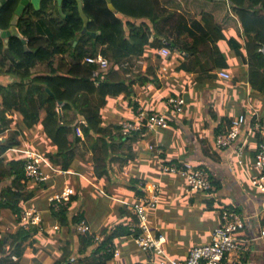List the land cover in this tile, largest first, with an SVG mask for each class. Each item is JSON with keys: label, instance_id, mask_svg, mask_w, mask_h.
Returning <instances> with one entry per match:
<instances>
[{"label": "trees", "instance_id": "obj_1", "mask_svg": "<svg viewBox=\"0 0 264 264\" xmlns=\"http://www.w3.org/2000/svg\"><path fill=\"white\" fill-rule=\"evenodd\" d=\"M18 1L12 0L0 8V29L8 30L11 27ZM52 1L44 0L39 11L30 5L19 18L17 28L25 43L18 37L10 38L9 50L13 58L5 55L4 42L0 37V78L6 80L8 77V82L0 81V138L9 132V136L0 141V220L3 211H8L13 217L11 231H0V264H23L27 250L42 243L50 235L47 233L46 219L43 220L46 232L36 227L27 231L19 224L26 204L36 197V189H30V181L26 180V155L18 152L23 148V141L19 140L21 133L18 130L12 131L15 120L8 117L18 118L20 124L16 126L24 132L38 126L42 128L46 142L53 148L51 153L41 152L45 164L50 163L62 171L71 170L78 158L77 147L85 143L92 153L95 178L109 180L112 163L123 160L121 151L128 140L121 136L120 125H112L111 128L104 126L101 111L110 100L132 94L133 82L143 72L138 69L137 73H132L125 68L131 58L144 56L148 48L157 51L162 48L172 51L177 49V46L171 48V45L162 44L158 38L150 43L151 33L147 25H135L132 22L149 19L155 24L156 21L151 17L156 14V0H112L116 12L109 8L106 0H82L84 13L89 19L85 33L84 21L76 1H64L62 14L56 2ZM227 1L240 23L244 37V44L234 41V50L240 65L248 66L246 83L252 92L264 99V0ZM195 28L200 34H194L193 44L185 48L187 55L196 56L212 44V71L229 70L227 59L218 48L219 41L225 38L223 27L209 14H203ZM74 42L77 44L74 45ZM98 54L109 60L108 69L84 62L85 58L96 57ZM40 66H45L46 71H36ZM151 116L148 114L145 117L144 125L148 124ZM234 118L219 121L215 130V148L224 151L236 147L237 155L241 151L242 158L249 156L254 163L257 151L264 142L261 133L252 132L247 140H241L240 135L229 147L219 148L216 145L217 137L230 128ZM258 121L253 116L251 124ZM172 122L169 117L166 128ZM259 122L264 128V120ZM79 129L85 140L78 136ZM15 149L17 151L12 152ZM10 151L11 155L8 154ZM46 184H38V191L47 189ZM136 184L137 181L131 183L133 191L145 197L142 188L139 184L136 187ZM78 200L79 197L74 196L67 207H61L56 212L49 206V221L59 224L64 232L61 237L67 238L61 244L59 258L52 264H119L108 247L119 238L132 236L128 224L114 228L113 232L108 228L102 229L98 233L99 239H96L97 235L92 231L80 234L76 227L85 220V215H70L71 204ZM74 242L77 244L76 251L73 248ZM14 257L17 259L13 260Z\"/></svg>", "mask_w": 264, "mask_h": 264}, {"label": "crops", "instance_id": "obj_2", "mask_svg": "<svg viewBox=\"0 0 264 264\" xmlns=\"http://www.w3.org/2000/svg\"><path fill=\"white\" fill-rule=\"evenodd\" d=\"M156 2V14H152L153 18L151 17L156 21L155 24L149 19H137L132 22L135 25L141 23L147 25L148 32L151 33L150 43L158 38L162 44L171 45V48L177 46V49L174 51L168 49L170 52L168 58L161 57L159 51L153 48H148L144 56L131 58L125 68L132 73H137L140 69L143 73L133 82L130 96L110 100L108 106L101 111V119L106 127H110V124L118 125V122H121L119 124L122 127L138 116L145 118L148 114L159 113L166 114L173 122L169 128H160L157 131L140 128L137 131L124 132L122 128L120 134L128 141L126 148L121 151L123 160L119 159L118 162L128 163L123 172L128 176V184L117 189L120 197L111 196L101 190V187L97 186L101 184V180L97 179L98 184L91 183V180L78 170L74 172L76 162L68 171L52 167L50 163L44 164L43 171L49 176L45 183L48 185L55 177L74 174L81 178V182L82 179L88 180L98 196L100 195V199L107 203L109 200H117L116 211L110 215L111 221H114L113 225L104 226L107 221L105 220L107 210L96 223L98 229L108 228L112 231L125 223L128 224L129 230L130 225L138 224L132 206L143 196L137 195L131 185L132 182L137 181L135 186L139 184L145 197H152L155 193L158 198V207L148 212L149 224L151 223L149 228L157 236L165 238L163 244L165 255L180 262L187 259L191 248L211 241L212 234L222 223L223 210H234L241 215L243 225L236 234L241 250L238 254H233L231 259L238 261L239 264H264V193L256 189L250 180L258 175L259 171L254 167L253 160L249 156L243 158V164L239 166L236 147L218 151L214 140L216 127L221 119L236 118L240 114L246 115L248 122L242 127L241 140L250 138L253 127L256 124L262 127L259 121L264 120V99L258 93L252 92L245 80L248 66L236 68L239 60L234 47L237 41L244 42L240 23L233 15L230 2L227 0L216 2L156 0ZM203 14H209L223 27L225 38L219 41L218 48L230 66L227 71L233 73L237 69L240 72L233 77L230 86L227 81L218 78L216 73L219 70H216V73L212 71L214 66V61L211 59L212 44L206 49L203 47L206 51L201 50L202 52L196 56H188L185 51L188 45L193 44L194 34H200L195 26L199 25ZM7 78L3 80L1 77L0 81L8 82ZM239 94L240 98H243L241 101L238 99ZM175 96L186 100L183 115H173L168 112L167 99ZM253 116L259 120L256 124H251ZM8 118L15 120L12 131L18 130L21 133L19 140L23 141V148L18 152L25 154L30 150L41 155L38 150L40 148L35 149L33 143L38 145V139L44 137L42 128L38 126L34 130L24 132L16 126L20 124L18 118L15 116ZM143 130H146L145 133ZM78 132H81V135L78 134L81 139L85 140L83 132L80 129ZM35 133L39 136L33 138ZM8 136L7 132L0 141ZM26 136L30 137L33 143L25 141ZM197 137L200 141L196 140ZM190 141L198 142L199 152L189 148ZM195 147L197 148L196 145ZM14 151L17 149L12 152ZM150 151H155L156 154ZM12 152L8 154L11 155ZM170 161L176 162L169 164ZM184 162H192L204 166V169L207 168L213 183L216 184H212L215 189L205 194L191 192L186 179L165 170L167 166ZM38 184L29 183L30 189H36V197L29 202L31 205L26 204V207L40 210L43 220H48L49 214L46 216V213L49 212V199L53 194L46 197V202L45 200L40 202V195L47 193L48 188L38 191ZM67 187L70 186H65L60 193ZM74 196H77L76 192ZM94 199L98 201L97 197ZM75 203H72L71 207ZM126 212L130 215L128 216V213L126 215ZM81 213L88 219L86 212ZM0 221H4V217H1ZM11 229L12 227L8 228L9 231ZM98 229H94V232H99ZM97 236L100 237L98 234ZM108 249L109 252L110 249L120 251L118 258L113 256L119 264H157L150 261L149 256L137 246L133 234L129 238L115 240Z\"/></svg>", "mask_w": 264, "mask_h": 264}, {"label": "built area", "instance_id": "obj_3", "mask_svg": "<svg viewBox=\"0 0 264 264\" xmlns=\"http://www.w3.org/2000/svg\"><path fill=\"white\" fill-rule=\"evenodd\" d=\"M158 54L163 58H168L170 52L168 49L162 48ZM84 62L96 65L105 70L109 68V60L101 54H98L96 57L89 56L85 58ZM216 75L221 80L230 81L232 79L231 73L226 70H219ZM101 79H103V77H101ZM168 105L172 106L176 112H181L185 105V100L183 98H171L168 101ZM168 118L169 117H167L166 114L155 113L149 119L148 124L144 125L143 120H145V118L141 116L139 122H127L122 128L124 132L137 131L140 128H146L148 131H157L160 128L164 129L168 126ZM245 123L246 116L244 115L234 118L231 122L230 128L217 137L216 145L219 148H223L229 147L236 142L242 133V127ZM252 132L261 133L264 136V128L257 124ZM79 135H81V132H79ZM257 152L254 167L259 171V174L252 178V184L256 189L264 193V142L260 145ZM25 155L26 164L24 169L26 180L39 184L46 182L49 179V176L42 170L45 164L44 157L35 152H31L30 150L26 151ZM237 157L238 162L243 164L241 151H238ZM165 170L186 179L189 191H212L211 180L204 168H198L190 162H184L182 164H172L167 166L165 167ZM74 195V189L67 187L63 192L50 197L49 206L55 209V211H59L61 207H67L71 203ZM157 207L158 198L155 193L152 197L138 199V201L132 206L138 224L130 225V230L134 234L137 246L149 256L150 261H154L157 264H239L238 261H233L231 259L233 254H238L241 250L236 238V233L243 225V220L239 213L234 210L225 209L221 216L222 223L212 234L211 241L206 245L193 247L187 259L184 262H180L176 259L168 258L167 255H165L166 253L163 248L165 238L163 236L155 238L151 234V229L148 225V212ZM19 224L27 231L33 227L42 231L44 228L42 212L33 207H25L21 213ZM77 229L84 233L87 231V229L81 224L78 225ZM54 230H59V227L54 226ZM96 239H99V237L96 236ZM110 252L113 253L115 258L120 256L119 250L110 249Z\"/></svg>", "mask_w": 264, "mask_h": 264}, {"label": "rangeland", "instance_id": "obj_4", "mask_svg": "<svg viewBox=\"0 0 264 264\" xmlns=\"http://www.w3.org/2000/svg\"><path fill=\"white\" fill-rule=\"evenodd\" d=\"M241 43L244 44L243 41H241ZM237 63L238 64H237L236 68L244 67V66L240 65L239 61ZM36 71H38V72L46 71L45 66L38 67L36 69ZM239 74H240V72L237 69L234 70L233 73H231L232 79L230 81H227L229 86L231 85V82L233 81V77H236ZM171 98L181 99L183 97H170L167 99V103ZM183 99L185 100V98H183ZM238 99L240 101L243 99V98H240V94L238 95ZM185 104H186V100H185ZM184 107H185V105L183 106V109L181 112H176L172 108V106H169L167 104L168 112H171V114H173V115L182 114L183 111L185 112ZM71 116L73 118V114H71ZM140 118H141V116H138V118L135 119V121L139 122L141 120ZM109 121H110V118L108 120V123H109ZM112 123H116V122L112 121ZM119 123H121V122H118L117 124L120 125ZM112 125H114V124H110V127H108V128H111ZM122 127H123V125H122ZM35 136H39V135L37 133H35L33 138H35ZM31 140L32 139H30V137L26 136L25 141H28L29 143H33ZM196 140L200 141V139L198 137ZM188 144H189V148L191 150H193L194 152L195 151L199 152V144L197 141H195V143L190 141V143H188ZM33 145H34L35 149L40 148V149H38L40 152L46 151V152L51 153L53 151V148H51V145L46 142V139L44 137L40 140L38 139V145H36V143H33ZM195 145L197 146V148L195 147ZM90 152L91 151L88 149V147L85 143H83L82 145H79L77 147V154H78L77 156L79 158H77L76 167H74L73 171L75 172L78 170L79 172L83 173L87 178H89L91 180V183L98 184L99 182H97V179H93V178H95V175L92 173L93 172L92 171L93 168L91 165L92 164V156H91ZM150 152L153 153L154 155L156 154L155 151H153V152L150 151ZM242 160H243V158H242ZM237 163L239 166H242L238 161H237ZM112 164L113 165L111 168V175H110L109 181L101 180V184L100 185L98 184L97 186L101 187V190H104V192L106 194H110L111 196H114V197H120L121 195H118L117 189L120 187H125L128 184V176L123 174L124 167H126L128 163L114 162L113 161ZM192 164L195 166H200V165H196L194 163H192ZM201 167L205 168L204 166H201ZM204 170L208 173L209 178L211 180V183L213 184V181L210 177V173L208 172L207 168ZM250 180L252 183V179H250ZM82 181L85 183L81 182V178L77 177L74 174H70L67 176H61V177H55L47 185L48 192L40 195L41 196L40 202L44 201V200L46 202V197H48L49 194L55 195L57 193H60V191L63 190V188L65 186L72 187L75 190L76 195L79 196V200L70 208V215L73 216V215L79 214L81 212H86V214L88 216V219L85 218V219H87V220H85L86 222L82 221L80 223L81 225H83L87 229V231L85 233L78 231L77 228H78V225H80V224L77 225L76 231L80 234H86V233L92 231L91 233L97 235L101 230L97 228L98 224L96 225V223H98L99 217H102L103 213L106 210L108 211V212H105V214H107L105 216V220H107V221L105 222L106 225H104V226L111 227L113 225L114 221H111L110 215L113 211H116L115 206L117 205V203H115V202L117 200H109L108 203L105 202L104 200L100 199L101 198L100 195L98 196V194L95 192V189L93 188V186L90 184V182L88 180L85 181L82 179ZM98 181H100V180H98ZM31 185H33V184H31ZM211 189L213 191L215 189V187H213V185H212ZM191 192H193V191H191ZM209 192L210 191H197L196 193L205 194V193H209ZM94 197H97L98 201H95ZM46 205H48V204L46 203ZM111 207H113V208H111ZM47 214H49V212L46 213V216H47ZM2 217H4V221H0L1 229L2 230H8V228L12 227V225H13V217L11 216V214L9 212H5V211H3V213H2ZM47 218H48L47 233L50 234L49 238L43 240L42 243H39L38 245H35L34 247H31L30 249H28L26 254H25V259H23V264H52L55 260H57L59 258V256H60L59 250H60L61 244L67 238L65 237V239H64V237H61V234L62 233L64 234V232L62 229H60L59 224L56 223V225H55V226L59 227V230L56 231V230H54V226L52 227V225H54L55 223L51 225V223L49 221V217H47ZM150 224H148V225H150ZM51 227H52V229H51ZM94 229H98L100 231L99 232L96 231V232H98V233H96V232H94L95 231ZM42 231H44V228ZM44 232H46V231H44ZM151 234L155 238L159 237L153 232V230L151 231ZM204 245H206V244H204ZM6 247H8L7 244H6ZM73 248L76 251L77 244L75 242L73 243ZM34 249H35V251H34ZM191 249H193V248H191ZM191 249H190V251H191ZM190 251H189V253H190ZM77 259H76V261H77ZM13 260H16V259H13Z\"/></svg>", "mask_w": 264, "mask_h": 264}, {"label": "water", "instance_id": "obj_5", "mask_svg": "<svg viewBox=\"0 0 264 264\" xmlns=\"http://www.w3.org/2000/svg\"><path fill=\"white\" fill-rule=\"evenodd\" d=\"M43 0H21L15 13H14V17L11 21V27L8 30H2L0 29V37L3 39L4 42V53L5 55H7L10 58H13L10 50H9V43H10V38L11 37H18L20 38L24 43L25 41L23 40V37L21 36L20 32L18 31L17 28V23L19 18L26 12V10L28 9V6H33V8L36 11H39L41 9V4H42ZM58 6V10L59 12L62 14V5L63 2L66 0H54ZM77 2L78 4V10L80 13V16L82 17L83 21H84V30L83 33H85L87 31L86 27H87V23L89 22L88 17L86 16V14L84 13L83 10V1L82 0H74ZM108 3L109 8L113 11L116 12L113 4H112V0H106ZM2 5L1 0H0V6ZM93 37L95 36V34H92ZM77 43L74 42V45H76ZM25 48L27 49V47L25 46Z\"/></svg>", "mask_w": 264, "mask_h": 264}, {"label": "flooded vegetation", "instance_id": "obj_6", "mask_svg": "<svg viewBox=\"0 0 264 264\" xmlns=\"http://www.w3.org/2000/svg\"><path fill=\"white\" fill-rule=\"evenodd\" d=\"M10 1H12V0H1L2 5L0 6V8H2L4 5H6L7 3H9ZM20 1H21V0L18 1V5H19ZM50 1H51V0H50ZM53 1H54V0H53ZM53 1H52V3H53ZM42 2H44V0H43ZM17 7H18V6H17ZM28 7H29V6H28ZM28 7H27V8H28Z\"/></svg>", "mask_w": 264, "mask_h": 264}, {"label": "bare ground", "instance_id": "obj_7", "mask_svg": "<svg viewBox=\"0 0 264 264\" xmlns=\"http://www.w3.org/2000/svg\"><path fill=\"white\" fill-rule=\"evenodd\" d=\"M2 14H4V13H2ZM5 15V14H4ZM39 19V18H38ZM27 45V44H26ZM60 45V44H59ZM12 49V48H11ZM12 50H14V49H12ZM71 53V52H70ZM13 56V55H12ZM43 83V82H42ZM17 89V88H16ZM35 94V93H34ZM32 127V126H31ZM44 129V128H43ZM92 131V130H91ZM94 131V130H93ZM8 132V131H7ZM68 143V142H67ZM65 153V152H64ZM64 155V154H63ZM65 156V155H64ZM22 158V157H21ZM65 158V157H64ZM12 159V158H11ZM18 160V159H17ZM87 160V159H86ZM11 161V160H10ZM62 164V163H61ZM63 168H64V166H63ZM83 174V173H82ZM33 188V187H32ZM10 189V188H9ZM74 200V199H73ZM56 212V211H55ZM63 217H64V215H63ZM66 218V217H65ZM81 221V220H80ZM125 222V221H124ZM20 235V234H19ZM71 236V235H70ZM60 242V241H59ZM14 246V245H13ZM9 257V256H8ZM109 264V263H108ZM111 264V263H110Z\"/></svg>", "mask_w": 264, "mask_h": 264}]
</instances>
